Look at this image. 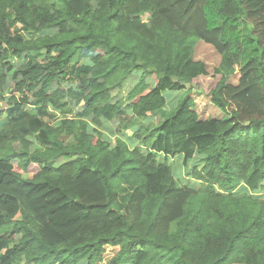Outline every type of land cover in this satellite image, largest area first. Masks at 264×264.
<instances>
[{"label": "trees", "instance_id": "trees-1", "mask_svg": "<svg viewBox=\"0 0 264 264\" xmlns=\"http://www.w3.org/2000/svg\"><path fill=\"white\" fill-rule=\"evenodd\" d=\"M0 264H264V0H0Z\"/></svg>", "mask_w": 264, "mask_h": 264}, {"label": "rangeland", "instance_id": "rangeland-1", "mask_svg": "<svg viewBox=\"0 0 264 264\" xmlns=\"http://www.w3.org/2000/svg\"><path fill=\"white\" fill-rule=\"evenodd\" d=\"M193 59L195 61L203 63L207 69L206 76L199 77L193 80V82L186 88V90L189 91L190 93L189 97L194 101L195 111L200 117V119L202 120L210 119V118L219 119L221 118L222 112L210 103L209 93L211 90L214 89L215 85L219 81V76L214 73V70L218 68L220 57L214 51L212 47L202 42L196 41L194 49H193ZM11 63L13 64L14 62L12 61ZM230 81L232 83H236L237 76L233 77ZM133 82H136V80H134ZM180 96H182V93H177V94L166 93L165 94V98L167 100H171L172 107L177 105V100ZM167 108H169V106ZM154 120L155 119L152 118L150 121L149 120L143 121V124L154 123ZM106 133L108 132L106 131ZM126 134H127V137H129L130 131L126 132ZM113 139H112V142L114 145L115 140ZM134 144L135 142L133 144L129 143L130 146ZM16 149H18V147H16ZM179 163L180 161L177 159L169 160V164H171L172 169L175 172L177 170H181V173H182L183 169H180ZM33 168L34 167L30 168L27 174L23 175L24 179H27L28 177L32 176V174L35 172ZM106 251L109 255L112 253L110 249H107Z\"/></svg>", "mask_w": 264, "mask_h": 264}]
</instances>
